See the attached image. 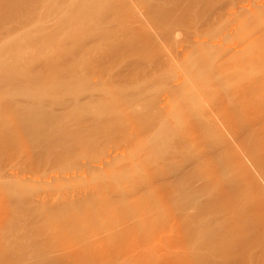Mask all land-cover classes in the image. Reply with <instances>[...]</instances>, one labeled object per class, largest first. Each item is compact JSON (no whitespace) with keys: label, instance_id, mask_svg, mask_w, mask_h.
<instances>
[{"label":"rangeland","instance_id":"374dc122","mask_svg":"<svg viewBox=\"0 0 264 264\" xmlns=\"http://www.w3.org/2000/svg\"><path fill=\"white\" fill-rule=\"evenodd\" d=\"M47 1L24 0L19 6L13 3L2 5L3 9L11 12L10 16L0 18V25L6 27L0 35V42L5 40L0 45V127L3 128L0 134V173L6 179L4 196L7 198L0 199L3 228L10 222L5 218L6 210L24 212L28 205H52L59 199L79 193L96 196L92 203L94 207L91 206L92 212H96L97 205L99 208L101 203L111 201L114 195L108 186L119 185L127 192L129 201L137 196L136 200L142 201L138 198L147 196L152 203L154 201L153 204H158L156 211L163 209L158 216L154 211L156 217L151 218L158 220L153 221L154 227L150 230H137L142 226L138 224L122 236L121 241L129 239L136 244L132 248L134 252L151 260L173 257L181 252L203 254L209 248L204 238L198 244L186 245V241L199 236L192 229L209 221L210 214H206L207 211H189V219L177 221V215L192 210L190 202L183 209L178 206L168 208L165 202L180 191L190 192L197 187L202 191L211 182L205 176L215 175L218 171L214 162L207 170L199 168L201 164L197 159L204 154L205 139L199 140V145L193 139L188 140L185 149L175 145L181 139L180 129L186 126L175 116L183 119L181 115L198 108L208 92L215 94L214 100L221 99L224 91L230 88L227 79H238L244 74L264 76V0H121L119 5H114L102 16L98 8L110 0H81L77 2L78 9L70 7L73 9L66 14L59 12L57 17L52 6H42ZM31 9L32 14L26 13ZM23 13L30 18L21 21L26 15ZM74 24L81 27V33L82 29L84 32L89 27L90 36L87 32L83 33L81 50L72 52L73 63L76 64V57L77 60L80 58L77 62L80 65L76 64V70L72 69V72L64 69L63 59L57 60L60 56L55 58V50L59 51L55 44L76 47L75 43L67 42L68 32ZM82 24L87 28L84 29ZM42 33L50 35L38 37ZM13 47L23 49L20 54L32 57L35 60L33 65L39 70L46 66L48 60L52 59L56 64L50 71L44 69L40 72L41 82L33 85L25 72L26 76H23L24 73L18 76L7 68L12 63L8 62L7 55H3ZM235 61L244 62L238 73L230 78V75L218 77V65H222L221 70L229 72ZM58 77L63 79L58 80ZM216 78H222L218 80L220 84L216 89L213 83L205 85L215 82ZM191 87L195 90L187 96ZM179 102L182 105H178ZM13 112H16L15 116H24L17 117L19 120L16 122V117L15 120L12 118ZM107 117L112 118H108L110 123L113 121L112 128H109L111 125ZM15 123L18 126L14 127ZM69 123H78L76 127L82 132L87 129L80 136L81 142H84L81 151L76 148V143L74 149L73 145L70 146L74 143L71 137L68 139L72 143L68 139L63 142L65 146L69 144L68 151L72 147L70 157L67 151L66 158L56 154L57 158L45 156L42 160V151L49 148L57 152L59 148L55 146L60 142L55 140L53 130L65 126L70 128ZM30 125L34 126L31 131ZM39 125L45 127L44 131L39 134L35 145L32 144L34 147L28 145L27 148L28 143H34L35 134H32ZM97 125L99 128H96ZM23 127L29 129L30 132L26 131L28 136ZM95 131L105 135L98 132L101 137L97 136ZM28 138L32 139L25 140V144L23 140ZM250 144L251 141H248L245 148L250 149ZM251 154L254 158L258 152ZM180 170L188 171L187 180L177 183L176 176ZM230 175L232 173L227 167L225 177ZM262 187L264 189V185ZM251 189L253 191L249 193L252 196L257 189ZM206 195L205 191L200 192L194 201L204 199ZM145 201L144 204L150 200ZM147 212L133 213L138 217V223H144L146 218L149 220L154 215V212H151L153 215ZM261 228H264V222ZM35 231V227H30L27 233L30 235ZM183 238L184 242H180L179 239ZM49 243L20 242L34 249L52 247ZM229 254L240 264H258L253 259L260 258L262 250L258 246L235 248Z\"/></svg>","mask_w":264,"mask_h":264},{"label":"bare ground","instance_id":"6f19581e","mask_svg":"<svg viewBox=\"0 0 264 264\" xmlns=\"http://www.w3.org/2000/svg\"><path fill=\"white\" fill-rule=\"evenodd\" d=\"M23 1L24 0H0V18H5L11 15V12L2 8L3 4L13 3L19 6ZM80 1L81 0H48L42 6L48 8L52 6L54 9L53 13H56L57 17V15H60L59 12H61V14H66L69 9L75 8L78 5L77 2ZM120 2L121 0H110L109 3L103 4L98 8V13L102 16L103 14H106V12H109L111 7L114 5H119ZM31 11L32 9L28 10L26 13L29 14ZM28 14L24 15V18L21 21H26L30 18V15L28 17ZM98 19L100 18L98 17ZM5 28L6 27L0 25V35ZM85 28H87V26H84V29ZM88 29L90 28L88 27L84 30V32L82 29L81 33V27L76 24H74L73 28L70 29V32H68L69 40H67V42L75 43V48H72L71 45L65 47L63 44H55L59 50L56 51L57 49L55 48V52H57L55 58L60 56L57 60L63 59L62 65L64 69L72 71V69H75L76 64L80 65L78 64L80 62V58L77 60V57L75 56L76 64L71 60L72 52L77 53V51L81 50V36L85 32L88 33ZM14 34L12 36H14ZM88 34L90 36V33ZM49 35L48 33H42L38 37H48ZM85 37H87V35ZM3 42H5V40L0 42V45ZM32 43H34L33 40ZM1 48L2 47H0V50ZM6 51V54L3 56L5 57L7 55L9 59L8 62L12 63V65L7 68L14 71L16 75L25 72L27 74L26 78H28L32 84L41 82L42 76H40V72L44 69L48 72L54 67L53 65L56 64L54 60H48L46 66L39 70L36 65H33L35 60H33L32 57L27 56L26 54H20L24 52L23 49H16L13 47L12 50ZM80 54L81 53H79V55ZM27 57H29L28 61H24ZM243 63L242 61H235V63L232 62L231 66L233 69L229 72L221 70L220 68L222 65H218L219 70L216 69L219 74L218 77L230 75L228 77L230 78L233 74L239 72ZM64 72L69 73L67 71ZM244 75L238 79H227V81H229L228 86H230V88L224 91L221 99L214 100L215 94L208 92L207 96H205V99L201 101L198 108H193L189 113L181 115V117L184 116L183 119L175 116L177 119L183 120L186 125L180 129L181 139L175 145H178L179 148L185 149L188 145V140L193 139L199 145L198 141L205 139L203 142V147L205 148L203 149L204 154L197 159L201 164L199 165V168H206L207 170V167L210 166L211 162H214L216 165L215 170L218 171L215 175L205 176L207 180L211 182L206 184L202 191H199V187L192 189L190 192H187L186 190L180 191L175 196L169 197L165 202L167 204L166 207L168 206V208H173L175 206V208H177L178 206L179 209H183V206L190 202L192 210L187 208L188 212L183 214L180 213V216L177 215V221L180 219H189V217H191L189 215V211H203V213H206L207 211L206 214H210L209 221L192 229V231L198 233L200 237L194 236L186 241V245L198 244L201 239L204 238L209 243V248L206 252L203 254H185L184 252H181L173 257L165 256L154 260L144 258L145 256L142 254L134 252L132 248L133 246H136V244L129 239L121 241L122 236L138 224H141L142 226L137 230H150L154 227V222L158 220V218L157 220L152 218H155L156 215L158 216L161 213L159 211L163 209L161 208L160 210L159 208L158 211H156L155 207L158 206V204H153L154 201L152 203V200L150 198L147 199V196H144L145 199L140 198L141 196L138 198L142 199V201L136 200L137 196L131 200H135L131 203L128 199L127 192L122 188V186L109 185L108 189L110 192L114 193V195L112 196L111 201L101 203L99 208H97V205L95 207V210H97L96 212H92L94 207L92 203L96 200V196L92 193L88 195H81V193H79L77 195L59 199L56 203L47 206H42L40 204L28 205V208L24 212L15 211L13 213L10 210H6L4 213L5 218L10 222L6 225V228H3L4 224L0 221V264H240L239 260L234 259V256H231L229 253L235 248H247L254 246L261 248L262 254L260 258H255L253 261L255 263L262 264L264 261V228H261V223L264 222V189L262 187L264 185V76L258 75V73L248 74L247 76ZM66 76L67 75H63V77ZM55 78L54 80H57ZM61 78L58 77V80ZM220 79L222 78H216L215 82H208L205 83V85H211L210 83H213L214 88L216 89L217 85L220 84L218 82ZM194 90V87L189 88L186 95L189 96V94H192ZM212 90L214 91L213 87ZM177 104L182 105V102ZM179 108H181V106ZM13 113L14 116L11 114L10 116H12L13 120H15L14 117H16V122L19 120H17V117L19 118L24 116H15L16 112ZM4 118L6 119L5 116ZM108 118L110 117H107V120ZM10 120L12 121V119ZM104 121L106 122V119ZM19 122H21V120ZM41 122L42 121H40V123ZM112 122L108 123L111 125L109 128H112ZM7 123L8 122H6V124ZM16 124L17 123H15L14 127H16ZM69 124L71 125L70 128L65 126L61 129L59 128V130H57L58 128H55L57 131L53 130L55 140L60 142V145L58 144L55 146H59V148L57 147V152H52L51 150H48L49 148L46 151H42V154L44 155L43 159L41 158L42 160H45V156L49 158V156H55L56 154L58 157L62 158V156L67 154V148L69 147V144L65 146L63 142L68 138L71 139V137L72 140L74 139V143L70 144V146L73 145L74 149L76 143V148H79V151H81V144L84 142H81L82 138L80 136L83 132L85 134L87 129L84 130L85 128H83L84 131L82 132L80 128L76 127L78 123L75 125L72 123ZM0 125H2V123ZM24 125L27 126L26 124ZM33 125H36L35 122H33ZM41 125H43V123H41ZM41 125H39V128L36 127L39 133L36 128H34L36 132L33 131L35 133H30L33 136L35 134V137H33L35 138L34 143H31V141V144H27V141H25L31 140L32 138L23 140L25 144H27V148H29L28 145H30V147H34L36 143L35 141L39 140L38 136L45 128H42ZM30 126L29 129L31 131L34 126ZM50 127L52 126L50 125ZM50 127L48 126V128ZM54 127L55 126L52 128ZM96 128H99L98 125ZM2 129L3 128L0 127V134L2 133ZM17 129L16 130L19 132L20 130L18 127ZM24 129V133L26 134V131L29 129ZM108 129L105 128V130ZM6 130L3 132L5 133ZM12 131H15V129ZM89 131L90 130L88 128L87 132ZM49 132H51V130ZM178 132L176 130L177 134ZM99 133L97 136H100L101 133ZM20 134L22 135L21 132ZM93 135L95 136V134ZM84 137L83 140L85 139ZM20 140V142H22V138ZM248 141H251L252 143L250 144V149L249 147L245 148V144ZM70 142L71 141H69V143ZM16 144L19 145V143ZM86 144L87 143H85V145ZM71 148H69V151ZM0 151L2 152V150ZM69 151L67 154L68 157H70ZM256 152H258V155L253 158L251 153ZM72 153L74 154V151H72ZM54 158L57 157L55 156ZM239 160H242V162H239ZM227 167L232 175L225 177V169ZM234 170H237L238 173L236 174ZM180 171H178L180 173L176 176L178 177L176 180L177 183L184 179L187 180L188 171ZM2 175L3 174L0 173V199L4 200L7 199L4 196V193L6 192L4 190V183H6V179H4ZM9 179L7 181H9ZM251 188L257 189L252 196L249 193L253 191ZM203 191L207 193L206 198L195 202L194 200H196L197 194ZM143 199L144 203L146 202L145 200H150L151 202L149 201L144 204ZM136 201L139 203L141 202L142 204L140 203V205L137 202L136 206ZM237 201H240V203ZM149 204H151V206ZM245 204H247V206H245ZM92 205L93 207H91ZM89 211L91 212L89 213ZM140 211H148L149 213H147L150 215H153L151 212L156 211L158 214L155 215L154 212L153 216L149 215L150 218L148 219L150 221L146 220V218L144 223H138V217H136V215L134 216V214L137 213V215H139L138 213ZM163 212H165V210ZM187 213L189 214L187 215ZM148 214L146 216H148ZM257 222L259 223L255 224ZM30 227H35L36 231L28 235L27 232ZM42 241H50L49 246L52 247H48L47 249H34V247L20 244V242L27 244L35 242L38 244ZM179 241L184 242V238L179 239ZM218 254H220L221 257L214 258ZM190 261H193L194 263H190Z\"/></svg>","mask_w":264,"mask_h":264}]
</instances>
